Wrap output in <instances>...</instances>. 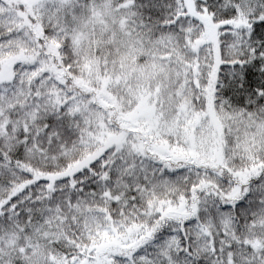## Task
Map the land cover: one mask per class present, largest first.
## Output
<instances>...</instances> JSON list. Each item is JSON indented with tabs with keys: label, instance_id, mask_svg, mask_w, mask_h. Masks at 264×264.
<instances>
[{
	"label": "snow or ice",
	"instance_id": "snow-or-ice-1",
	"mask_svg": "<svg viewBox=\"0 0 264 264\" xmlns=\"http://www.w3.org/2000/svg\"><path fill=\"white\" fill-rule=\"evenodd\" d=\"M0 264H264V0H0Z\"/></svg>",
	"mask_w": 264,
	"mask_h": 264
}]
</instances>
